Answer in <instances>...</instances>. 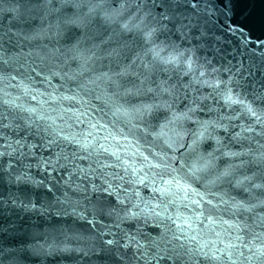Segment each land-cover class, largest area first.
<instances>
[{"label": "clouds", "instance_id": "obj_1", "mask_svg": "<svg viewBox=\"0 0 264 264\" xmlns=\"http://www.w3.org/2000/svg\"><path fill=\"white\" fill-rule=\"evenodd\" d=\"M77 3L87 14L100 19L113 12L108 0ZM117 10L112 34L120 32L124 24L132 27L140 23L137 5L123 3ZM152 26L150 20L143 24L145 31ZM162 32L157 29L150 41L135 33L131 47L125 50V55L136 57L139 75L131 79L114 68L102 72L97 66L99 54L76 56L70 49L61 48L59 54L9 56L0 67L4 95L8 100L18 99L22 119L38 125L58 145L68 146L72 157L88 158L105 171L111 170L113 176L109 179L122 185L120 198L115 205L106 201L98 214L115 207L127 216L132 210L138 214L137 227L142 232L149 227L158 229L150 237L174 238L175 244L198 247L205 254L211 252L219 264H236L239 257L233 258L229 248L242 238V231L264 242L260 231L264 227V143L250 135L255 146L240 151L242 157L235 156L238 152L231 149L230 156H225L223 150L208 155L197 134L181 123L176 143L169 149L158 134L185 98L184 91H201L199 84L192 82H213L207 76L201 77L196 64L186 69L183 59L162 64L176 54ZM13 35L20 43V34ZM107 59L116 67L124 63L122 58ZM159 72L167 74L168 79L163 81L174 90V97L163 99ZM53 73L61 79L59 88L52 84ZM26 85H30L27 91ZM197 99L206 101L204 108L214 115L216 106L222 103L215 87ZM240 99L241 106L228 108L250 121L249 134L264 137V108L247 98ZM186 142L189 146L183 147ZM221 160L225 163L221 164ZM225 169L230 175H223ZM78 173L88 181L87 171ZM73 185L87 199L84 182L72 180L68 187ZM237 192L246 195L238 196ZM68 199L71 204V197Z\"/></svg>", "mask_w": 264, "mask_h": 264}, {"label": "water", "instance_id": "obj_2", "mask_svg": "<svg viewBox=\"0 0 264 264\" xmlns=\"http://www.w3.org/2000/svg\"><path fill=\"white\" fill-rule=\"evenodd\" d=\"M7 3L13 56L20 54L29 57L33 52L39 56L41 53L59 54L61 48L68 50L66 34L67 38H72V35L86 30L97 39L112 35V24L118 15L117 6H122L123 0H108L113 9L111 16H108L110 20L87 14L78 3L61 4L58 0H51L47 5L43 4V0H7ZM132 4L151 9L155 16H159L162 10L167 11L172 19L166 22L167 28L162 35L172 45L190 52L197 60V66L203 65L211 78L228 81L230 76L234 77L231 86L239 96L264 108V0H180L175 4L169 3V0H133ZM181 25L185 26L183 30ZM13 33L20 34V43ZM97 66L102 72H109L113 68L119 70L123 77L129 79L137 76L135 70L110 65L102 54H99ZM157 75L162 81L168 79L164 72ZM50 79L56 88L60 87L59 75ZM36 80H40V77L36 76ZM187 80L188 77H185L184 81ZM36 86L43 88L42 84ZM209 91L211 89L205 87L197 94L206 95ZM213 115L207 109L200 113L202 119H211ZM241 122L250 123L245 117L242 121H233L236 125ZM234 131L239 132L240 127L237 126ZM24 133L26 143L35 144L28 156L46 244L55 241L61 247L71 249L67 252H48L51 264H134L131 251L123 247L109 251L102 241L105 238L124 240L127 235L136 234V223L123 221L117 227L115 215L98 216L97 223H90L91 216L82 218V206L88 204V199L76 191L75 185L68 187L72 180L84 182L88 189L87 197L96 200L97 194L91 192L92 185L102 183V179L91 171L97 169L96 162L72 157L68 146L49 144L44 133L39 136ZM250 135L264 143V137L255 133H246L239 141L232 140L229 135L224 143L232 151L240 152L255 146L249 140ZM56 154H66L68 159L61 160L55 168L38 166L45 160H55ZM78 168L88 172V181H84ZM235 194L246 195L242 192ZM102 195L104 199L116 203L115 198L107 197V193ZM68 197H71V204ZM103 198L100 206L110 201ZM74 207L78 209L75 214ZM109 227L116 236L108 231ZM157 233L158 229L152 227L143 231L144 236H155ZM122 253L125 254L123 258ZM140 264L144 262L141 260ZM152 264L157 262L152 261ZM159 264L172 262L164 259Z\"/></svg>", "mask_w": 264, "mask_h": 264}, {"label": "snow or ice", "instance_id": "obj_3", "mask_svg": "<svg viewBox=\"0 0 264 264\" xmlns=\"http://www.w3.org/2000/svg\"><path fill=\"white\" fill-rule=\"evenodd\" d=\"M61 4H72L77 3V0H58ZM133 2V0H123V3ZM180 0H169V3L175 4L179 3ZM51 3V0H43V4L47 5ZM139 8V17L140 23L135 24L130 27L128 24L122 25L121 31L112 35H108L105 38L97 39L89 35V33L84 30L77 35H72V38H67L66 34V44L68 48L75 53L76 56H96L98 53L102 54L106 58H122L124 63L121 65L122 68L135 70L137 75L139 72L136 68V57L125 55V50L131 47V44L134 39L135 33H140L145 41H150L153 36V32L157 29L162 31L167 28V21L172 19V16L167 11H161L159 16H155L151 9H146L141 5H137ZM119 14V10H117ZM110 20L111 17H106ZM152 21V28L147 31L144 30L143 24L146 21ZM71 23V22H69ZM181 30L185 27L181 25ZM234 30V29H233ZM72 31V28H69V32ZM176 54L173 55L170 60L162 61V64L176 63L177 61L183 59L185 68L190 70L192 64H198L197 60L190 52H186L174 45H172ZM155 56H158L159 53H155ZM5 61L4 48L3 44L0 43V65ZM178 66V65H177ZM201 69V77H208V80L212 81V85H209L207 81L192 82L198 83L201 88L215 87L220 93L221 104L216 106V115H213L211 119H202L200 113L205 110L204 104L206 101H201L197 99L200 94L196 88L192 90L184 91V99L179 103L178 108L171 112L169 119L166 122L165 126L159 132V137L165 142V144L171 149L177 139V133L180 129V124L183 123L189 129H192L195 134H197V139L200 140L202 147L208 155H213L215 153L224 151L225 156H230L232 153L228 151L227 145L224 143L227 136H231V139L234 141H239L245 137L246 133H250L251 129L248 127V124L241 122L239 125L233 123V121L243 119V114H233L228 105L241 106L243 101L240 99L239 94L233 88L232 82L234 77H229L228 81H221L215 78H211L210 74L204 70L203 65H199ZM118 74L122 73L118 70ZM53 75H57L53 73ZM3 77L0 76V158L4 156L13 157L16 154L21 156L26 155L24 149H28L27 154L32 153V149L35 147V144L25 143L23 139H14L5 142L4 139V129L20 130L28 132L30 135L39 136L42 131L38 125L34 124L32 121H26L22 119V105L19 100H8L5 98L3 84ZM161 91L163 92V99L167 100L169 97H174V90L171 87L165 86V81H161ZM30 85L25 86V91L29 88ZM191 87L190 84H186L185 88ZM146 108H150V105H146ZM221 109H227L228 111H222ZM250 111V110H249ZM7 121V124H5ZM239 126L240 131L235 132L234 129ZM49 144H57V141L52 139L50 136L45 135L44 137ZM186 142L183 147H188ZM243 153H235V156L242 157ZM264 156V153H262ZM68 156L66 154H56L55 160H45L39 167L42 168H55L57 165H60L61 160H67ZM225 161L221 160V164H224ZM13 165L10 163L9 167ZM77 171L84 172V169L78 168ZM94 175H98L102 179V183L93 184L91 192L97 194V199L92 200L90 197H87L88 204L83 205L84 215L82 218L87 219L88 216H91L90 223H97L98 216H114L116 217V226L119 227V223L123 221L135 222L136 225L139 223L138 214L132 210H129L127 216H123L118 212L117 208H112L106 212L101 211L98 214V209L100 207L101 198H103L104 193H107V197L115 198L117 204L120 198V191L122 190V185L116 184L109 177L113 176L112 172L105 171L102 165H98L97 169L91 170ZM224 176L230 175L229 170L225 169ZM135 176V173H133ZM26 174L17 175V182H24ZM30 179V178H29ZM250 179V178H249ZM40 183V182H37ZM237 183H240V180H237ZM88 191V189H87ZM104 199V198H103ZM110 200V199H104ZM111 201V200H110ZM66 203L68 201H65ZM79 203V202H78ZM114 204V205H115ZM78 209L74 207L73 213ZM108 231L111 233V228H108ZM261 233L264 234V227L260 229ZM113 236H116V233H111ZM242 238L237 239L235 246L229 248V253L233 258L239 257L236 260V264H264V242H261L259 238H253L252 236L241 232L239 234ZM174 238L166 237H156L152 238L150 236H144L142 230L137 227V232L134 235H127L124 240L117 239H103L104 247L107 250L113 248L119 249L123 247L133 253L132 261L134 264H140L142 260L144 264H152V261H156L159 264V261L167 259L171 261L172 264H219L211 252L205 254L201 252L198 247H189L185 244H175L173 243ZM46 249L48 252L52 251H71L66 246L61 247L59 243L52 242L51 244H46ZM260 251V255H257V251ZM207 251V249H205ZM124 253L121 254L123 258ZM131 264V262H130Z\"/></svg>", "mask_w": 264, "mask_h": 264}]
</instances>
